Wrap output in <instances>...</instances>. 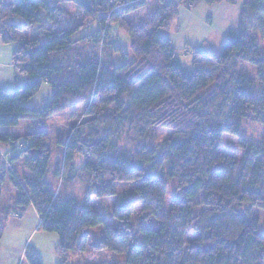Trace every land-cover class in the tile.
<instances>
[{
  "label": "trees",
  "instance_id": "obj_1",
  "mask_svg": "<svg viewBox=\"0 0 264 264\" xmlns=\"http://www.w3.org/2000/svg\"><path fill=\"white\" fill-rule=\"evenodd\" d=\"M199 1L213 6L238 0L181 3ZM64 2L0 0L1 41L16 44L14 84L25 79L12 92L0 90V128L25 120L41 124L83 105L89 120L57 142L54 189L45 180L51 160L45 131L0 136V143L14 150L22 141V149L8 160L1 159L0 151L5 164L0 187L7 177L18 202L34 209L44 232L57 235L62 264L84 253L88 231L99 227L103 237L95 250L124 254L126 264H264V232L250 212L264 211V136L258 144L241 138L242 123L250 115L264 126V49L259 44L264 41V0H245L238 26L228 32L221 49L191 50L188 65L157 34L175 26L177 5L81 0L74 4L80 22L64 28L62 18L67 24L72 18ZM145 8L148 20L133 25L129 18ZM90 23L98 24L94 33L74 38ZM114 26L129 38L128 50L112 40ZM27 29L37 36L23 39ZM240 62L255 67L254 78L238 73ZM42 85L52 89L49 104L30 110L27 103ZM122 128L131 152L116 151ZM151 128L170 135L155 144L149 139ZM221 145L240 149L241 159L220 153ZM76 156L84 160L78 172ZM164 164L165 178L177 181L168 214L165 178H158ZM79 174L83 202L62 194L63 185ZM135 182L141 185L130 194L117 193L115 184ZM93 199L105 213L92 211ZM107 218L115 220L118 231L106 225ZM149 219L158 223L157 229L147 226ZM186 233L194 235L191 241ZM28 264H40L36 254H30Z\"/></svg>",
  "mask_w": 264,
  "mask_h": 264
},
{
  "label": "rangeland",
  "instance_id": "obj_2",
  "mask_svg": "<svg viewBox=\"0 0 264 264\" xmlns=\"http://www.w3.org/2000/svg\"><path fill=\"white\" fill-rule=\"evenodd\" d=\"M63 9L72 17L70 19V25L65 22L62 18V26L76 25L80 22V17L76 15V8L74 5L64 6ZM146 15L139 12L134 18H139L138 22L133 21V16L129 18L130 22L134 24H143L142 18ZM16 23L22 25L23 21L17 19ZM67 24V25H66ZM98 29L97 23H90L87 27L83 28L78 32L74 38H80L94 33ZM112 40L122 46L123 49L128 50L130 41L127 35L114 26L111 28ZM37 36V33L32 29H27L22 33V38L25 40H32ZM260 47L264 49V41H259ZM181 62L188 65L189 62L183 56ZM238 73L245 74L252 78L256 75V69L254 66L247 63L240 62L238 65ZM264 88V87H263ZM259 96V92L255 95ZM43 106L42 108H44ZM87 107V106H86ZM85 105L77 108L67 109L59 112L50 118L39 124L35 121H21L17 127L13 128H0V136H24L29 133H35L45 131L49 136V149L51 150L50 167L46 174L45 180L48 185L54 189L56 188L57 181L54 178L55 164L59 160L57 154L58 144L57 142L64 136L76 130L79 123L88 121L89 118L84 117L86 110ZM37 111V110H35ZM72 116L78 117L73 120ZM86 131V130H84ZM127 129L122 128L119 130V134L116 140V151H130L132 150L131 140L126 135ZM106 132V131H105ZM103 135L104 131L101 130ZM107 133V132H106ZM149 139L159 144L165 140L169 135L170 131L166 129L151 128L149 130ZM264 136V126L254 120L253 115H250L244 120L241 127V138L245 141L253 144H258ZM16 138V137H15ZM20 141L17 144V149H12L9 145L0 143V151L2 152L3 158L8 160L15 153H18L22 148ZM220 153L224 155H230L240 160L242 157V151L236 147L221 145L219 147ZM84 160L80 156L74 158L75 171L83 166ZM21 166V163H18ZM0 161V167H3ZM17 165V172L21 174L22 170ZM166 164L162 167L158 178H165ZM80 174L73 181L63 185V195L66 198L73 197L76 200L83 202L84 194V183L80 180ZM83 181L84 177L82 176ZM167 187L166 197L164 201V211L166 214L170 210V198L173 194L174 187L177 183L176 179L165 178ZM141 182L135 183H117L115 184L116 191L119 195H128L133 190L138 188ZM20 200L17 190L9 182L8 178H5L2 186L0 187V264H28V257L31 253L36 254L40 264H62V261L58 255V237L54 233H46L40 226V220L34 209L31 206H24L18 201ZM119 203L118 206H120ZM92 211L96 213H105L104 207L98 202L97 199H93L90 202ZM246 208L243 207L242 211ZM140 211V204L136 205V215ZM250 212L252 216L257 219L259 224V230L264 232V211L256 208H251ZM149 228L157 229L158 223L149 219ZM106 225L114 231L119 230V225L112 218L106 219ZM89 233V243L87 249L81 255H73L68 258L66 264H126V256L124 254L118 255L105 250H95V246L99 243L103 237V227L91 229ZM186 239L192 240L194 235L186 233ZM140 236H136L135 241L139 242Z\"/></svg>",
  "mask_w": 264,
  "mask_h": 264
},
{
  "label": "crops",
  "instance_id": "obj_3",
  "mask_svg": "<svg viewBox=\"0 0 264 264\" xmlns=\"http://www.w3.org/2000/svg\"><path fill=\"white\" fill-rule=\"evenodd\" d=\"M51 1H65L64 6H70L81 0ZM141 1L152 2L154 0ZM164 1L178 6L177 21L172 29L158 30L157 34L170 42L172 49L178 54L180 60L183 56L188 62L191 61V50L216 52L221 49L227 40L228 32L237 28L240 20V10L245 2V0H238L236 4L223 2L208 6L206 3L199 1L193 6H186L181 3V0ZM139 12H142V14L146 12V15L142 18V21L146 22L150 15L148 8L139 10L132 16L134 17ZM15 48V43L5 44L0 38V90L12 92L25 83V79H20L16 86L13 81L12 54ZM51 94L52 89L47 85H42L38 93L28 101L27 107L33 111L42 109L43 106L49 104Z\"/></svg>",
  "mask_w": 264,
  "mask_h": 264
}]
</instances>
